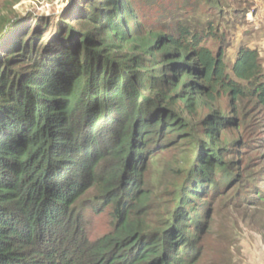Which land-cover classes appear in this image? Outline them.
<instances>
[{
	"label": "trees",
	"instance_id": "1",
	"mask_svg": "<svg viewBox=\"0 0 264 264\" xmlns=\"http://www.w3.org/2000/svg\"><path fill=\"white\" fill-rule=\"evenodd\" d=\"M224 1L72 0L32 27L0 13V264L198 261L203 198L254 181L226 157L246 141L224 133L246 122L242 102L264 119V59L239 45L228 67L226 26L244 14L225 15ZM181 143L195 158L157 192L152 161ZM255 194L243 219L264 237V191ZM85 210L106 213L109 231L91 239Z\"/></svg>",
	"mask_w": 264,
	"mask_h": 264
},
{
	"label": "rangeland",
	"instance_id": "2",
	"mask_svg": "<svg viewBox=\"0 0 264 264\" xmlns=\"http://www.w3.org/2000/svg\"><path fill=\"white\" fill-rule=\"evenodd\" d=\"M173 1H179L180 6L183 0H159V3L163 6H172ZM71 2L72 0H0V13L5 11L22 13L27 16V27H32L35 24V16L56 17L68 8ZM135 5L140 9H147L143 1L142 4L136 1ZM202 6L203 4L200 8ZM222 8L225 15L230 8L240 11L241 16L244 14L243 21L237 19L232 26H226L228 30L225 38L231 43L225 54L228 67L235 59L239 45L256 48L264 59V0H225ZM190 13L194 14L193 11ZM156 14L149 15L147 21L155 18ZM196 14L199 15V12ZM225 104L224 101L223 105ZM255 108L254 102L239 104L237 106L240 112L238 115H243L246 122L240 128L230 129L224 133V138L230 143L246 141L244 147H240L237 143L236 146H230L233 150H230L226 157L238 159L254 171L252 189L244 188L246 184L239 189L237 184L234 186L225 184L221 187L222 192L212 193L210 191L203 198V201H206V208L208 207L209 229L201 236L200 248L202 250L195 264H264V237L258 229L248 225L242 213L247 204L243 198L256 200L255 191H264V119L257 114ZM194 158L195 152L185 144L170 146L166 152L159 154L152 161L147 174L150 185L160 192L168 183L180 182V177L185 174L183 170L188 166V160ZM167 165H171L173 169H180L177 177L172 176L174 172L172 174L162 173ZM232 200L234 203H242V208H235L233 204L226 207V203ZM248 208L253 209L252 206ZM84 219L86 232L91 239L98 238L110 229V220L106 213L95 215L85 210Z\"/></svg>",
	"mask_w": 264,
	"mask_h": 264
}]
</instances>
